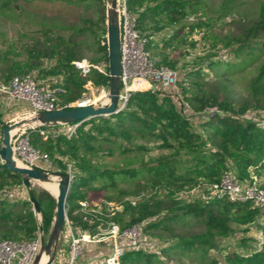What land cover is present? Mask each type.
Segmentation results:
<instances>
[{
    "label": "trees",
    "instance_id": "trees-1",
    "mask_svg": "<svg viewBox=\"0 0 264 264\" xmlns=\"http://www.w3.org/2000/svg\"><path fill=\"white\" fill-rule=\"evenodd\" d=\"M22 1L28 10L14 6V0H0V15L16 21L20 15L40 29L31 36L33 44L23 46L25 59L0 67L1 84L7 85L13 77L32 72H38L42 81L56 77L55 84L66 90L61 97L63 102L80 98L88 81L96 87L107 84L106 75L96 70L84 75L72 65L86 59V52L93 55L90 63L108 64L107 38L99 36V32L106 33L104 0ZM44 3L95 8L97 32L81 25L72 28L67 37L61 35L39 13ZM127 10L140 33L149 40L148 50L162 57L164 65L173 67L165 54L158 52L154 39L192 18L194 22L186 27L189 31L205 28L209 47L216 54L204 66L192 68L177 80L192 112L184 113L178 108L172 90L165 94L140 90L132 93L124 110L86 120L71 135L45 138L38 130L29 131L32 146L47 154L59 172L66 173L68 162L71 163L72 184L67 200L70 227L94 236L103 235L111 224L121 229L142 225L146 237L156 241V248L127 249L121 264H172L170 260L175 264H220L212 254L217 249L214 239L230 237L238 230L246 233L255 226L261 237L259 248L248 250L247 255L231 252L225 260L230 264H264V213L249 201L218 198L209 188L210 184H219L226 173L246 182L253 173L264 170V126L258 122V116H264V0H127ZM218 22L235 30L213 32ZM222 51L225 59L220 57ZM244 72L250 78L244 94L236 97L233 83L236 74ZM210 73L214 81L207 79ZM213 108L220 112H206ZM197 117L202 119L194 124ZM145 144H157L168 153L144 161L140 156L147 150ZM116 152L136 154L128 160L129 164L138 161L139 167L125 164L109 169L93 162L96 155L112 157ZM181 155L190 157L183 167H179ZM121 183L135 188H121ZM201 183L207 184L203 200L182 203L173 198L175 191L192 190ZM23 185L22 176L0 164V239L31 241L40 233H49L55 216V197L45 187L48 191H34L41 207L40 224L28 199L10 194ZM159 190L167 193L141 204L125 201ZM94 192H102L104 209L115 203L122 210L94 212L90 202ZM247 240L242 236L241 245H246Z\"/></svg>",
    "mask_w": 264,
    "mask_h": 264
},
{
    "label": "rangeland",
    "instance_id": "rangeland-1",
    "mask_svg": "<svg viewBox=\"0 0 264 264\" xmlns=\"http://www.w3.org/2000/svg\"><path fill=\"white\" fill-rule=\"evenodd\" d=\"M221 1V0H217ZM107 9V0H104ZM14 6L19 7L22 6L24 8L25 4L22 0H14ZM18 8V10H20ZM27 9V8H26ZM28 10V9H27ZM39 13L43 15L48 24L53 25L54 28L59 30V33L65 37L71 34V29L77 26L86 25L87 27L95 30L97 32V21H98V14L95 8L84 5L82 7H74L72 5H61L59 3H44L42 6L39 7ZM193 18L182 22L170 29L165 35L160 34L156 39H154V44H158V52H163L167 57V63L173 65L170 67L169 65H164L162 61V57L157 56V59L161 60L158 61L159 66H165L170 68L176 72L178 80L182 78V76L187 73L192 68L198 67L203 65L209 59H213L210 56L216 54L214 50L210 49L209 44L210 40L208 34L206 33L205 28H195L192 31L186 27L189 22H194ZM229 20V19H228ZM184 26V27H183ZM40 28L35 27L33 24L29 23L26 19L22 16H17V21L12 20L5 15H0V67L5 68L3 65L9 64L11 62L21 61L25 59L26 55L22 51L23 46H29L33 44V40L31 36L33 32L38 31ZM173 30V31H171ZM229 30H235V27L223 25L222 23L218 22L212 28L213 32L219 34H225ZM173 34V35H172ZM175 34V35H174ZM99 36L103 38L107 36V26H106V33L101 34L99 32ZM164 36V37H163ZM102 38V39H103ZM164 39V40H163ZM154 55V54H153ZM225 51L220 52V57L225 59L224 57ZM93 56L90 52H86L85 58L87 60L91 59ZM7 62V63H6ZM49 65V63H47ZM46 64V65H47ZM37 80L38 79V72H32ZM207 79L210 81H214L215 77L212 73L207 74ZM250 78L247 72L236 74L235 83H233L234 87V94L236 97H240L244 94V89L247 84V80ZM56 77H49L47 80L43 81H56ZM178 84V83H177ZM145 86L147 84H144ZM161 90H157V92ZM0 94H4L3 91H0ZM1 97V96H0ZM15 104H3L2 98H0V149L2 147V138H3V128L5 126L17 123L22 121L25 116H27V109L24 105H21V102L14 101ZM18 104V105H17ZM201 117H197L194 119V124L199 123ZM258 122L264 126V116H258ZM26 126L27 132L31 130H40L44 129V131L54 135V134H68L67 129L65 126L56 125V126H45L41 128H34V125H22ZM20 126V127H22ZM18 127V128H20ZM147 150L141 153L140 158H143L144 161L152 160L162 155L167 154V151H163L158 148L157 144H145ZM136 154L130 155H121L119 152H116L112 157L108 155L101 156V154L96 155L93 157V162L97 163L98 166L102 168H114L117 167H124L125 164L131 167L138 168L140 163L135 161L133 164H129L130 160H133V157ZM180 166H184L190 160L188 155H181L179 157ZM68 162L67 160H65ZM69 168H71V163L68 162V168L66 173H70ZM48 173H57L59 172L56 167H51L47 169ZM72 172V170H71ZM253 175L258 179L261 184H264V170L260 173H253ZM121 188L124 189H133L135 188L134 185L121 183ZM207 188L206 183H201L200 186L188 190L182 189L174 192L173 198L179 199L182 203H192L194 201L203 200L205 198V190ZM33 189L35 192L40 193L42 191H48L44 188L43 183L34 182ZM49 192V191H48ZM50 193V192H49ZM167 193V190H159L158 192L147 191L139 196L128 197L125 199L126 202H130L131 204H141L145 201L156 198L158 196H163ZM10 194L12 196L28 199V192L25 186L23 185L17 190L11 191ZM53 196V195H52ZM103 194L102 192H94L91 194L90 202L93 205V210L96 213H100L104 208L101 205ZM107 212L121 211L122 206L117 205L115 203L109 204L105 209ZM38 219L40 224L42 223V215H38ZM54 221V218H53ZM53 221L49 230V233L43 235L45 240L47 241L50 231L52 229ZM105 233L97 234L94 237L90 233H82L80 230H69L67 223L64 226L63 232L60 235V240L57 248V253L55 258H58V255L61 256L62 264H68L71 256H72V243L73 240L78 241L77 248L80 250L78 254V258H80V263L83 261V264H89V262H103L105 261L106 255H108L113 247V240L105 235ZM97 236V237H96ZM242 236L248 238L246 245L242 246L240 243V239ZM104 239L103 242L98 243L97 240ZM261 237L259 236L258 230L255 226H250L248 232L243 233L239 231L227 238H215L214 244L217 246V249L212 251L220 264H230L225 259L227 254L231 252H237L239 255H247L248 250H256L259 248V242ZM156 241L154 239H149L148 237L142 243V247L153 250L156 248ZM45 259H43L44 261ZM91 260V261H90ZM187 259L184 262L187 263ZM170 263L175 264L173 260H170Z\"/></svg>",
    "mask_w": 264,
    "mask_h": 264
},
{
    "label": "built area",
    "instance_id": "built-area-1",
    "mask_svg": "<svg viewBox=\"0 0 264 264\" xmlns=\"http://www.w3.org/2000/svg\"><path fill=\"white\" fill-rule=\"evenodd\" d=\"M120 44H121V88L117 103V113L124 110L135 91L150 90L165 94L167 90L174 91L175 101L182 112H192L190 106L183 99L182 90L177 86L178 77L176 72L165 66H159L157 58L148 50L149 40L145 38L137 28L134 17L127 10V0H121L119 9ZM74 68L84 75L91 70L106 75L109 78L108 64H92L87 59L74 61ZM144 84H147L146 86ZM84 91L80 98L72 102H63L61 97L66 90L63 86L56 85L54 81L37 80L33 74L18 75L13 77L9 84L0 83V91L12 101L21 102L27 106V116L38 115L43 112H52L62 109L80 108L93 106L99 108L109 103V81L106 85L94 86L88 81L83 86ZM208 114L219 113L216 108L208 109ZM79 124L65 125L67 135L75 132ZM35 126L31 127L34 128ZM41 128V126H36ZM47 138L57 136L50 134L44 129L38 130ZM11 147L15 162L29 169H39L47 172L53 167L50 157L34 148L30 142V135L26 126L18 128L11 133ZM2 165V162L0 161ZM70 176L72 177L71 168ZM209 188L214 196L226 197L232 202H251L260 212L264 213V187L252 174L249 181L240 182L230 174L223 175L219 184H210ZM71 232L72 228L66 221ZM82 232V231H81ZM88 233V232H82ZM107 236L113 240L111 252L106 255L104 264H121L124 252L130 248L142 247L146 240V234L142 225L137 224L121 229L116 224H111L106 231ZM95 236V235H94ZM93 236V237H94ZM97 237V236H96ZM104 239L97 240L98 243ZM78 241L73 240L72 256L68 264H78L80 258L77 246ZM144 248V247H142ZM41 249V236L31 241H13L0 239V264H33L35 257ZM91 261V260H90ZM99 263V262H89Z\"/></svg>",
    "mask_w": 264,
    "mask_h": 264
},
{
    "label": "water",
    "instance_id": "water-1",
    "mask_svg": "<svg viewBox=\"0 0 264 264\" xmlns=\"http://www.w3.org/2000/svg\"><path fill=\"white\" fill-rule=\"evenodd\" d=\"M119 2L120 0H107L106 9L109 103L99 108L87 106L43 112L38 115L28 116V118H24L20 122L5 126L2 131L3 138L1 142L2 147L0 149V161L5 169L23 177V184L27 189L29 196L28 201L33 205L34 211L39 216L41 214V207L34 194V182H56L58 184V194L54 196L56 199V209L52 229L47 241L45 240L43 234L40 233L41 249L35 257L33 264H41L43 256L46 259L44 264H53L55 261L60 235L62 234L67 221V200L72 184V177L69 173H48L39 169H29L23 166H18L14 160L11 147V133L14 129L22 125L30 124L45 127L60 124H79L89 119L111 116L117 113L116 108L121 88Z\"/></svg>",
    "mask_w": 264,
    "mask_h": 264
},
{
    "label": "bare ground",
    "instance_id": "bare-ground-1",
    "mask_svg": "<svg viewBox=\"0 0 264 264\" xmlns=\"http://www.w3.org/2000/svg\"><path fill=\"white\" fill-rule=\"evenodd\" d=\"M121 2V0H120ZM119 2V4H120ZM25 118H28V116H25ZM18 128L14 129V131H16ZM16 164L18 166H21V164L19 162L16 161ZM44 187L47 188L49 190V192L53 195L56 196L58 194V184L56 182H49V183H43ZM43 259H45V257L43 256L41 259V264H44L46 259L43 261Z\"/></svg>",
    "mask_w": 264,
    "mask_h": 264
},
{
    "label": "crops",
    "instance_id": "crops-1",
    "mask_svg": "<svg viewBox=\"0 0 264 264\" xmlns=\"http://www.w3.org/2000/svg\"><path fill=\"white\" fill-rule=\"evenodd\" d=\"M0 98H2V100H3V104H6V102L8 103V104H12V105H14L15 104V102L14 101H12V100H10L8 97H7V95L6 94H0ZM21 105H24V107L27 109V106H26V104H22V103H20ZM18 105V104H17ZM22 199H24V198H22ZM27 199V198H26ZM80 260V259H79ZM100 263V262H99ZM53 264H62V259H61V256H59L58 255V258H55V261H54V263ZM78 264H83V261H81V263H80V261H78Z\"/></svg>",
    "mask_w": 264,
    "mask_h": 264
}]
</instances>
